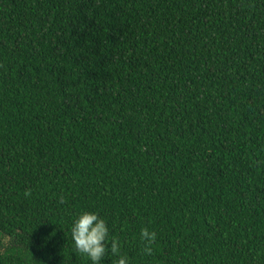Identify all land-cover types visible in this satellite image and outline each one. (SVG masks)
Instances as JSON below:
<instances>
[{
	"label": "trees",
	"instance_id": "trees-1",
	"mask_svg": "<svg viewBox=\"0 0 264 264\" xmlns=\"http://www.w3.org/2000/svg\"><path fill=\"white\" fill-rule=\"evenodd\" d=\"M262 149L264 0H0V264H264Z\"/></svg>",
	"mask_w": 264,
	"mask_h": 264
},
{
	"label": "clouds",
	"instance_id": "clouds-1",
	"mask_svg": "<svg viewBox=\"0 0 264 264\" xmlns=\"http://www.w3.org/2000/svg\"><path fill=\"white\" fill-rule=\"evenodd\" d=\"M257 164H264V160H258ZM25 195H30V193L26 192ZM59 202L65 203L63 195L59 197ZM70 234L76 251L86 257L89 264H104L109 254L116 257L115 264H131L129 257L122 254L121 240L113 234L109 221L98 212L81 211L78 213L72 220ZM156 239L155 232L147 228L141 229L140 240L145 256L153 254L152 246Z\"/></svg>",
	"mask_w": 264,
	"mask_h": 264
}]
</instances>
